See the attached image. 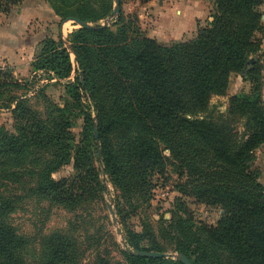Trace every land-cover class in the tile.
Segmentation results:
<instances>
[{
  "label": "trees",
  "instance_id": "obj_1",
  "mask_svg": "<svg viewBox=\"0 0 264 264\" xmlns=\"http://www.w3.org/2000/svg\"><path fill=\"white\" fill-rule=\"evenodd\" d=\"M23 1L0 0V14L8 15ZM54 1L47 0L61 21L93 23L92 29L78 28L69 35L76 68L60 37L47 40L33 63L36 70L51 72L57 80L74 72L70 93L83 116L81 141L79 146L74 144L68 120L58 117L48 123L19 99L13 109L15 134L0 127V163L52 156L38 164L31 190L74 208L105 192L93 167V146L100 153L103 172L127 200L132 180L143 184L153 174H164L163 149L168 150L186 171L189 195L223 211L214 226L200 224L196 230L173 215L168 227L174 233L175 252L191 264H264V186L250 167L252 153L264 145L262 65L255 58L260 49L256 34L263 31L261 0H211V21L197 25L193 39L171 44L148 38L138 26L137 15L126 21L121 0L111 24L118 26L116 32L97 24L111 16L112 0L98 11L90 8L91 13L80 0L74 6ZM231 74L251 85L247 94L230 101L232 111L246 119L247 134L237 144L212 121L193 118L210 96L224 92ZM80 92L92 111L83 106ZM94 121L98 144H94ZM112 136L119 140L117 149ZM74 148L75 175L54 180L51 174L67 164ZM12 209L9 201L0 198V264H25L14 230L2 222ZM47 244L45 264H74L64 238L52 235ZM126 245L131 250L164 253L145 229L142 234L130 233ZM128 259L130 264H182L130 253Z\"/></svg>",
  "mask_w": 264,
  "mask_h": 264
},
{
  "label": "rangeland",
  "instance_id": "obj_2",
  "mask_svg": "<svg viewBox=\"0 0 264 264\" xmlns=\"http://www.w3.org/2000/svg\"><path fill=\"white\" fill-rule=\"evenodd\" d=\"M106 1L80 0L84 3V9L90 13L93 12L90 8L98 11ZM112 1L114 8V0ZM155 1L161 5L162 0ZM208 1L211 13L212 1ZM48 2L24 0L12 8L8 15L0 14V127L10 134H15L13 109L20 99L48 123L58 117L68 120L74 144L79 146L83 132V116L75 107L70 93L74 72L67 79L57 80L51 72L36 70L33 67L42 45L50 38L60 37L61 17L55 14ZM65 2L67 6L77 5L76 0ZM137 2L139 0H121V13L126 21L130 22V17L137 15ZM258 10L263 31L256 34L260 49L255 58L262 65L261 97L264 103V0H261ZM149 14L146 10L145 29L157 35L161 31L160 27ZM116 17L109 16L97 24L107 22L106 27L116 32L118 26H111ZM89 24L93 26V23ZM78 28L79 25L72 21L63 25L62 41L68 49L73 68H76V64L68 40L69 35ZM195 35L181 42L191 40ZM250 89L251 85L242 77L231 74L224 92L210 96L205 108L193 118L210 120L221 127L234 143L242 142L247 134L246 119L232 111L230 101L247 94ZM80 95L83 106L92 111L87 96L83 92H80ZM95 123L94 121V126ZM112 141L117 149V136H112ZM94 144H98V140L94 139ZM160 147L163 149V145ZM95 148L96 146H93L91 159L105 192L74 208L55 204L31 190L37 181L38 164L42 165L52 156H44L40 161L38 155L26 156L5 164L0 163V198L9 201L13 208L11 213L2 217V222L14 230L21 243L20 255L25 264H45L48 253L47 239L52 235H59L67 241L74 264H130L123 243L126 244L130 233L142 234L143 229L153 235L164 253L171 255L168 259L175 260L173 256L178 254L175 252L172 237L174 233L168 227L173 215L180 216L181 220L193 226L194 230L200 224L214 226L221 218L222 210L207 207L189 195L188 189L185 188L186 171L171 158L168 150L163 149V155L166 157L164 174H153L143 184L132 180V192L127 200L103 172L99 163L100 155L96 153ZM74 153L75 148L70 151L67 164L51 174L54 180L75 175ZM250 167L258 178L257 182L264 186V145L252 153ZM108 205L114 212L116 224L111 220ZM183 210L186 213H183ZM117 230L120 231L119 234ZM142 244L148 246L145 241Z\"/></svg>",
  "mask_w": 264,
  "mask_h": 264
},
{
  "label": "crops",
  "instance_id": "obj_3",
  "mask_svg": "<svg viewBox=\"0 0 264 264\" xmlns=\"http://www.w3.org/2000/svg\"><path fill=\"white\" fill-rule=\"evenodd\" d=\"M146 10L160 27L161 31L157 35L145 29ZM209 11L211 5L208 0H162L161 5L156 4L155 0L147 3L137 2L139 27L148 38L162 44L192 38L196 33L197 25L204 26L210 21Z\"/></svg>",
  "mask_w": 264,
  "mask_h": 264
},
{
  "label": "water",
  "instance_id": "obj_4",
  "mask_svg": "<svg viewBox=\"0 0 264 264\" xmlns=\"http://www.w3.org/2000/svg\"><path fill=\"white\" fill-rule=\"evenodd\" d=\"M120 11V7H119V0H114V8L111 14V17H116L119 14ZM67 21H72L74 23H76L77 25H79L80 28H86V29H92L93 26H91L89 23L86 22H80L76 19H65L60 23V27H59V36L61 39H63V25L67 22ZM107 26V22H103L102 23V27H106ZM253 60H250L248 63H252ZM95 120V118H93ZM93 134H94V139L97 141L98 140V136H97V128L96 126H94L93 128ZM98 154L100 155L99 151ZM108 211L109 214L111 216V220L113 222V224H116V218L114 215V212L111 208L110 205H108ZM117 233L119 234L120 231L117 230ZM123 248L125 249V251L127 253L132 254L133 256H137V257H143V258H153V259H158V258H163V259H168L171 257L170 254H166V253H157V252H152V251H139V250H131L127 247L126 244L123 243ZM173 258L179 262H181L182 264H191V262L189 260H187L184 256L182 255H175L173 256Z\"/></svg>",
  "mask_w": 264,
  "mask_h": 264
}]
</instances>
